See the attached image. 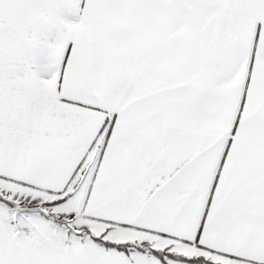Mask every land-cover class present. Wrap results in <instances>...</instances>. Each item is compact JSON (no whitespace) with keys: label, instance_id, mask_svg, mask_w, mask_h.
<instances>
[{"label":"snow or ice","instance_id":"snow-or-ice-1","mask_svg":"<svg viewBox=\"0 0 264 264\" xmlns=\"http://www.w3.org/2000/svg\"><path fill=\"white\" fill-rule=\"evenodd\" d=\"M0 264H264V0H0Z\"/></svg>","mask_w":264,"mask_h":264}]
</instances>
